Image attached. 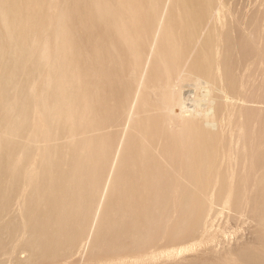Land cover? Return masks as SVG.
<instances>
[{"label": "bare ground", "instance_id": "1", "mask_svg": "<svg viewBox=\"0 0 264 264\" xmlns=\"http://www.w3.org/2000/svg\"><path fill=\"white\" fill-rule=\"evenodd\" d=\"M258 1L243 29L223 0H0V257L264 264ZM244 212L212 252L207 218Z\"/></svg>", "mask_w": 264, "mask_h": 264}, {"label": "rangeland", "instance_id": "2", "mask_svg": "<svg viewBox=\"0 0 264 264\" xmlns=\"http://www.w3.org/2000/svg\"><path fill=\"white\" fill-rule=\"evenodd\" d=\"M256 3H259V1L258 0H223L224 6L230 10H233V13H235L233 14V16L237 19L239 23L241 22L240 28L244 26L243 29L248 28V24H247L248 16L251 15L252 12L256 10H261V7L258 8L260 4L257 5ZM212 5H214V0L212 2ZM241 11L243 12V14ZM245 14H246V17H245ZM243 18H245V20ZM229 19H232V18H229ZM208 29L212 30L213 28L208 26ZM260 31L262 32L261 33L262 36L258 34V37L259 36L260 37L259 39L257 38V41L261 39L258 42V44L264 45V41H263L264 40V29ZM200 33H201V36H203L202 31H200ZM246 72H247L246 66H240L237 70L238 74L244 75V76L246 75ZM254 78L256 77L254 76ZM190 91H192V88L189 86L184 87L182 89V92L184 93V95H189ZM175 111L178 112L177 110ZM10 210L11 212H13L15 210V206H11ZM248 219L249 217L246 212L241 213L240 215L236 216V218H232L229 220H226L223 216L219 214L214 215L211 219L207 218L208 224L205 227L206 228L205 233L208 235H212L214 238L213 242L210 243L211 245L209 244L210 248L212 249V252L219 253L221 251V248L232 245L234 243L235 238L237 237H240L243 240L250 239L252 232L254 230V223L249 221ZM192 235L187 238H183L181 240L172 242L170 244L164 241L160 243H156L151 248L150 251L157 252L161 250V248L164 246L172 247L169 249H176V248H180L182 244H184V246H187V244L194 245L195 242L198 243V241L201 240V237L199 234H196L193 236ZM203 237L205 238V235H203ZM18 256L20 258H23L25 254L23 252H19ZM109 257L110 256L89 260L85 258V255H83V253L73 252L72 255H70L68 260H69V264H113L116 260L129 261L132 256L129 254H122V255H119L115 259H113L112 257L110 258ZM0 264H11V263L7 261L6 256H2L0 257Z\"/></svg>", "mask_w": 264, "mask_h": 264}]
</instances>
